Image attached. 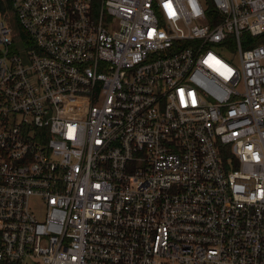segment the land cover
<instances>
[{"label":"built area","instance_id":"built-area-1","mask_svg":"<svg viewBox=\"0 0 264 264\" xmlns=\"http://www.w3.org/2000/svg\"><path fill=\"white\" fill-rule=\"evenodd\" d=\"M0 264H264V0H0Z\"/></svg>","mask_w":264,"mask_h":264},{"label":"rangeland","instance_id":"rangeland-1","mask_svg":"<svg viewBox=\"0 0 264 264\" xmlns=\"http://www.w3.org/2000/svg\"><path fill=\"white\" fill-rule=\"evenodd\" d=\"M9 26L11 27V29L13 30V32L15 33V34H19V24H18V22H17V20L15 19V17H13V18H10L9 19ZM15 43H16V46H17V48L18 49H24V47H25V43H24V41H22V40H20V41H15ZM41 204H32V206L34 207V208H37V207H39ZM41 210H39V214H41Z\"/></svg>","mask_w":264,"mask_h":264}]
</instances>
